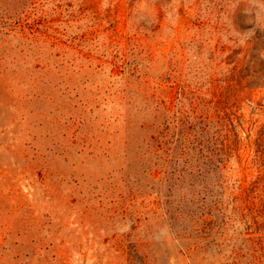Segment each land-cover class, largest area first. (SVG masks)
<instances>
[{"label": "rangeland", "instance_id": "374dc122", "mask_svg": "<svg viewBox=\"0 0 264 264\" xmlns=\"http://www.w3.org/2000/svg\"><path fill=\"white\" fill-rule=\"evenodd\" d=\"M262 73L264 0H0V264H264V209L188 252L136 162L158 117L190 143L187 180L218 166L245 191L264 169ZM221 137L234 152L205 163Z\"/></svg>", "mask_w": 264, "mask_h": 264}, {"label": "trees", "instance_id": "16d2710c", "mask_svg": "<svg viewBox=\"0 0 264 264\" xmlns=\"http://www.w3.org/2000/svg\"><path fill=\"white\" fill-rule=\"evenodd\" d=\"M263 76L264 73L260 74L257 80L262 79ZM254 86L259 85L255 84ZM149 100H151V96ZM173 106L171 99L165 101L163 98L157 99L154 108L158 113H163L166 116L170 113V109ZM226 121L221 118L216 121V124L219 125L222 130H225ZM163 122L164 119L157 117V120L154 121L153 124L143 125V128H152L153 130H151L152 134L146 138L144 142L145 150L136 157V162L139 161V163L142 164L140 166H143V174L149 180L152 182L157 180L158 183L162 182L161 185L166 184L165 192L161 191V189L160 191L158 190L155 206L161 213H173L161 215V217H164L169 230L172 231L177 228L178 231L176 234L183 236L180 237L181 239H184V241L188 243L191 242V240L193 241L190 246L187 247L188 252L199 251L205 254L210 248L222 246V242L220 241L221 238H217L214 234H224L230 227L236 230V224L238 222H242L246 226V222L242 220L244 219L242 213H245L247 207H251V213H259L258 208L264 209V202H261V200L257 198L259 193L264 192V181H261L262 174L264 176V169L259 170L260 175L251 182L248 188L243 192L242 186H240L239 183L228 185V183L224 181L223 177L220 175L221 170L224 168H218V166L209 169V172H212V174L216 176L215 178H217L213 184L208 185L204 181L205 176L202 172H197L195 177L191 176L189 181L186 179L189 175H185L187 172H184L183 169L187 170L191 168V166H188L191 161L187 164V158H193V156L189 155L184 149L187 148L189 150L190 143L183 138L184 145L182 144L178 151L177 139L183 128L177 129V127L173 125V134L177 138H168L166 140L164 139ZM199 124H201L200 121ZM237 129V126L232 128L234 132H236ZM260 142L261 138H258L257 144ZM190 151H195L193 146ZM230 152L234 151L228 146L227 138L221 137L219 147H212L208 155L204 157L205 163L213 164L217 162L218 164H222L230 157ZM182 161L186 163L187 166H182ZM209 172L205 175L209 174ZM162 194L163 198H161ZM178 213L193 214H187L185 219ZM257 223V215L252 214L249 230L255 231L253 228L256 227ZM178 228H180V231ZM191 234L192 237H190ZM200 235L205 236L201 237ZM238 238L240 237L236 236V239Z\"/></svg>", "mask_w": 264, "mask_h": 264}, {"label": "clouds", "instance_id": "9594fccd", "mask_svg": "<svg viewBox=\"0 0 264 264\" xmlns=\"http://www.w3.org/2000/svg\"><path fill=\"white\" fill-rule=\"evenodd\" d=\"M245 225L242 222H238L236 224V230L237 232H242L244 230Z\"/></svg>", "mask_w": 264, "mask_h": 264}]
</instances>
